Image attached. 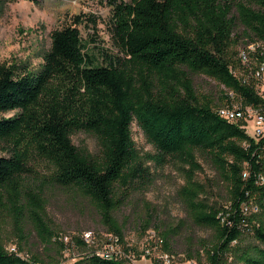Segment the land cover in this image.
I'll return each instance as SVG.
<instances>
[{
	"label": "trees",
	"instance_id": "trees-1",
	"mask_svg": "<svg viewBox=\"0 0 264 264\" xmlns=\"http://www.w3.org/2000/svg\"><path fill=\"white\" fill-rule=\"evenodd\" d=\"M110 4L121 55L88 50L80 21L73 19L51 31L37 71L0 64V219L8 212L20 239L28 223L46 253L24 258L0 239V264L59 262L64 246L46 223L45 185L77 192L121 238L122 225L113 213L131 189L150 181L147 159L187 166L178 197L192 223L213 230L211 242L197 241L207 264H264V221L242 208L251 204L264 214V182L258 179L264 177V135L254 139L216 112L231 103L228 90L243 105L264 106L253 76L264 61V0ZM239 42L247 52L245 62L242 49L234 58ZM249 44L254 48L248 49ZM192 75L223 85L219 102L198 93ZM12 110L13 115H3ZM132 122L155 154L136 148ZM79 131L95 136L97 153L73 144L71 136ZM197 154L211 162L225 184L226 207L199 198L205 190L195 179ZM159 235L168 249L172 228ZM75 264L125 263L92 253Z\"/></svg>",
	"mask_w": 264,
	"mask_h": 264
},
{
	"label": "rangeland",
	"instance_id": "rangeland-1",
	"mask_svg": "<svg viewBox=\"0 0 264 264\" xmlns=\"http://www.w3.org/2000/svg\"><path fill=\"white\" fill-rule=\"evenodd\" d=\"M73 19L80 21L77 27L88 50L96 55H100L101 50L104 54L121 55L114 36L110 0H0V64L24 65L37 71L50 47L51 31L72 24ZM242 48L239 42L234 48V58ZM231 70L240 77L238 68ZM192 78L198 93L211 95L219 102L225 92L223 85L204 75H192ZM259 86L264 93V73ZM234 122L247 134H252L251 114ZM131 136L141 154L156 153L135 122L131 124ZM71 140L75 146L92 154L98 151L97 140L91 133L76 132ZM1 146L0 154H3ZM196 160L200 168L195 171V179L205 190L199 198L213 206L226 207L228 193L211 162L200 154L196 155ZM144 164L149 168L150 181L131 189L113 213L122 225L121 238L100 222L95 209L74 190L50 185L42 188L46 223L58 233L64 246L57 264H75L85 255L98 252L112 253L113 259L125 264H207L197 241L211 242L213 230L192 223L178 197L187 166L171 159L162 165L147 159ZM245 172L247 175V170ZM245 212L258 213L264 221V214H259L260 208L256 210L254 205H248ZM164 228H172L173 233L168 249L162 245L159 235ZM86 232L89 235L86 236ZM19 234L9 213L4 212L0 219V239L6 249L14 247V252L28 259L35 254L45 257V245L28 223L21 233L22 239ZM166 254L168 261L163 258Z\"/></svg>",
	"mask_w": 264,
	"mask_h": 264
},
{
	"label": "built area",
	"instance_id": "built-area-1",
	"mask_svg": "<svg viewBox=\"0 0 264 264\" xmlns=\"http://www.w3.org/2000/svg\"><path fill=\"white\" fill-rule=\"evenodd\" d=\"M260 43H257L256 45H258ZM254 48V44H249L248 45V49H253ZM239 55L242 59L243 62L246 61L247 58V52L246 50L242 49L239 52ZM264 73V61L260 63V65L258 66V68L253 72V76L254 78L257 80L256 83V90L257 93L264 96V93H262L261 90L260 91V78L262 77ZM229 94V97L231 98V103L229 104H225V105H221L218 106L216 108V112L223 117L224 119H226L229 122H234L235 120L241 119V118H245L246 114H251L252 116V134H249L250 136H252L254 139H259L264 135V106H260V107H253L251 105H243L241 104V102L239 100L235 101L233 99V94L230 90L227 91ZM238 102V104H236ZM246 172H243V177H246ZM258 179L260 180V182H264V177L263 176H259ZM243 211H245L248 208V205H243L242 206ZM256 209V207H255ZM154 233V232H153ZM89 235V232H86V236ZM162 241V239H160ZM9 251L14 252V247L10 248ZM92 254V253H91ZM96 255H99L101 257L104 258H109V259H113L111 256L112 253H108V252H98V253H94ZM165 261H168V256L167 254L163 256Z\"/></svg>",
	"mask_w": 264,
	"mask_h": 264
}]
</instances>
